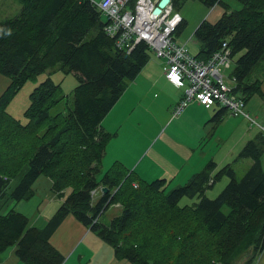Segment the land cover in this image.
<instances>
[{"label":"trees","instance_id":"16d2710c","mask_svg":"<svg viewBox=\"0 0 264 264\" xmlns=\"http://www.w3.org/2000/svg\"><path fill=\"white\" fill-rule=\"evenodd\" d=\"M15 1L19 12L0 18V77L10 80L0 95V198L10 206L30 199L45 175L62 203L43 227L31 225L15 206L0 214V252L15 246L26 264H63L65 256L50 239L73 214L114 248L116 258L133 264L257 262L264 252V132L257 129L232 161L218 167L210 160L173 188L166 178L144 181L121 162L105 170L106 147L116 133L106 131L103 120L147 65L152 48L144 40L131 50L119 48L100 0ZM185 1L172 0V6ZM196 1L222 13L195 30V57L208 61L229 48L233 92L248 102L264 81V0H239V9L226 0ZM51 68L76 73L71 96L49 77L31 92L27 120L13 119L6 109L11 98ZM245 162L238 178L235 165ZM222 180L226 185L217 188ZM185 198L190 203L182 204ZM116 204L120 212L103 221Z\"/></svg>","mask_w":264,"mask_h":264},{"label":"crops","instance_id":"0c3cea01","mask_svg":"<svg viewBox=\"0 0 264 264\" xmlns=\"http://www.w3.org/2000/svg\"><path fill=\"white\" fill-rule=\"evenodd\" d=\"M2 2L4 5V0H0V9L3 8ZM5 10L4 14L8 15L12 8ZM194 33L195 31L193 37ZM164 64V58L150 56L147 65L110 111L112 113L115 110L121 114L117 117H124L114 126L107 124L109 114L103 120V128L116 133L108 144L103 161L110 156V149H120L128 141H135L136 158L130 157L129 161L119 160L127 169L148 182L163 178L172 182L183 174H187V182L194 173L206 166L208 159L214 160L218 167L232 161L259 128L251 126L246 116L233 114L217 102L206 107L192 101L180 114H176L175 106L184 96V88L176 87L166 78ZM137 79H141L144 84ZM249 102L256 103L257 109L263 105L254 97ZM249 108L251 109V106ZM217 115L221 118L215 123L214 118ZM148 137L149 139H146ZM114 160L116 159H111L109 163ZM52 184L50 178L41 175L33 185L34 194L30 199L10 206L5 205L0 198V214L15 206L30 218L31 225L43 227L62 203V198L53 191ZM33 203H36L35 208H24L29 204L32 207ZM91 235L93 236L89 238ZM94 239H99L105 244L95 245ZM50 241L65 256L63 264H133L127 259L116 258L114 248L103 262L98 263L95 251L110 244L73 215L64 219ZM15 252V246L0 252V264H26ZM76 253H80L79 259L74 256Z\"/></svg>","mask_w":264,"mask_h":264},{"label":"built area","instance_id":"2783aa9c","mask_svg":"<svg viewBox=\"0 0 264 264\" xmlns=\"http://www.w3.org/2000/svg\"><path fill=\"white\" fill-rule=\"evenodd\" d=\"M158 1L137 0L135 7L129 4L130 0H100L97 4L108 16V33L119 48L131 50L135 43L146 41L158 57L164 58L167 79L177 86H185L184 96L175 106L176 114L192 101L206 107L217 102L233 114L246 116L264 131V125L258 124L246 111L244 98L233 92L234 82L230 77L227 80L228 75L224 73V69L231 67L227 43L223 44L225 50L217 51L208 61L198 60L174 35L181 15L172 13V2L160 14H155Z\"/></svg>","mask_w":264,"mask_h":264},{"label":"rangeland","instance_id":"374dc122","mask_svg":"<svg viewBox=\"0 0 264 264\" xmlns=\"http://www.w3.org/2000/svg\"><path fill=\"white\" fill-rule=\"evenodd\" d=\"M226 1L228 3H230V5H231V7L233 9H239L242 6L241 3L239 2V0H226ZM15 4L18 5V3L15 0H4V5H3V2L1 3V6H3V8L0 9V15H3L4 14V10L6 8H9V7L12 8V11H11V14H8V15H15L16 13H18L19 12V7L16 10L15 9ZM5 12H6V10H5ZM175 12L179 13L181 15V17H182V19L180 20V22L178 23V25L176 27H178L183 21H185V26H184V29H183L182 33L179 34V36H177V37L175 36V37L177 39H179L180 41H184L186 47L189 50V53L191 55L195 56L196 54H198V51H199L200 47H199V43L193 37V32L195 31V29H197V27L204 20H208L210 22L217 21L219 19L220 15H221V13H222L221 12V8H219L218 6L217 7L215 6L213 8H208L203 3H201L200 1L189 0V1L182 2L181 6L179 8H175L174 6H172V13H175ZM4 16L5 15L0 16V18H3ZM155 55H156V53L153 50H151L150 51V56L154 58ZM232 67H233V65L231 67H229V68L224 69V73L229 75V73L232 70ZM163 68H164V66H163ZM49 77H52V79L55 82L59 83L60 86H61L62 92L64 94H66V95H69V96H71L73 89L79 83L78 82L79 78H78V76L76 75L75 72H73V71H64V70L58 69V68L48 69L47 71H45L42 74L36 76L35 78L27 80L24 83V85L19 89V91L11 98V100L9 101V103H8V105L6 107L7 111L12 115L13 119L19 118V119L27 120V116L25 118L24 113L28 109V107H29V105L31 103V96H30L31 92L35 89V87L37 85H40L43 81H45ZM3 78L4 79H0V95L2 94L1 91L8 85V83L10 81L6 77H3ZM5 80H6V82H5ZM137 81L140 82L141 84H144L143 82H141V79H137ZM133 82H131L129 84V86ZM259 94H256L253 97H254V99L257 102H259V103L262 102L263 105H260L259 108L257 109L256 103L253 104V102H249L252 99L251 98L248 101L247 106L245 107V109H246L247 112L250 113V115L256 120V122L258 124H262L264 122V81H263V84H262V92L259 93ZM63 101H60L57 104L56 108H61ZM249 106H251V109L249 108ZM136 109L139 111L138 108H136ZM117 116H121V114L117 113V111H115V110L112 113L110 112L109 115H108V118H107V124L109 123L110 126H114L117 123V121L121 120L124 117V116L123 117H117ZM10 126H11V124H10ZM251 126H255V128L258 127L257 124H251ZM124 137H125V135H124ZM149 137L146 138V139H149ZM122 138H123V135H122L121 139ZM135 145H136L135 141H128L125 144V146L120 148V149H118V148L110 149V156H108L105 161H102V167L105 170H107L115 162H120L119 160L129 161L130 157L136 158V153L134 152ZM107 149H108V144H107L106 150ZM111 159H116V160H114L113 163H109L111 161ZM209 162H210V160L208 159L206 161V164H208ZM248 166H249V162H245L244 164L239 163V164L235 165V169H236L238 178H241L244 175V173L246 172ZM263 166H264V157H263ZM187 177H188L187 174L186 175L183 174V175H181L180 177H178L175 180H173V178H171V180H173V181H172V186H170L169 188H173V187H175L177 185L184 184L185 181H186L185 179ZM136 180L140 181L139 179H136ZM224 185H226V184L222 180V182L217 185L218 186L217 188L220 187V189H222ZM135 186L137 187L138 184L135 183ZM39 190L42 191V188L39 187ZM101 193L102 192L99 189V191L94 195V197L96 199L100 198L102 196ZM217 193H216V190H215L214 194L218 195ZM190 200H191L190 198H185L181 203L182 204L190 203ZM35 207H36V203L35 204L33 203L32 207H31V204H29V205L25 206L24 208L25 209H28V208H30V209L32 208L33 209ZM119 208H120L119 204H116L115 206L114 205L110 206L106 210L105 214L102 216V220L103 221H108L112 216L118 214L120 212V210H121ZM70 215H73V214H70ZM92 236L93 235L89 236V238L92 237ZM93 241L96 242L95 245H97L99 243L105 244L102 241H100L99 239H94ZM112 252H113V247L110 246V245H108V246L106 245V247L102 248V250L101 249H97L95 251V254H96L98 263L103 262L107 258V256L109 254H111ZM15 254H16V252H15ZM76 254L77 255H74V256H77V259H79L80 258L79 257L80 253H76ZM262 258H263V254H262V256H260V258L258 260L259 264H262Z\"/></svg>","mask_w":264,"mask_h":264},{"label":"water","instance_id":"95a60500","mask_svg":"<svg viewBox=\"0 0 264 264\" xmlns=\"http://www.w3.org/2000/svg\"><path fill=\"white\" fill-rule=\"evenodd\" d=\"M172 2V0H159L155 9H154V13L155 14H160L164 8H166L168 5H170ZM109 190L108 187H103L102 191L107 192Z\"/></svg>","mask_w":264,"mask_h":264},{"label":"clouds","instance_id":"9594fccd","mask_svg":"<svg viewBox=\"0 0 264 264\" xmlns=\"http://www.w3.org/2000/svg\"><path fill=\"white\" fill-rule=\"evenodd\" d=\"M0 32H3V30L0 29ZM4 34H6V35H10V34H11V33H10V30H9L8 32L4 33Z\"/></svg>","mask_w":264,"mask_h":264}]
</instances>
